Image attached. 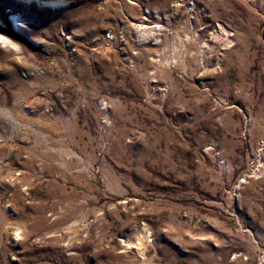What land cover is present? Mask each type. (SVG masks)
I'll return each mask as SVG.
<instances>
[{
    "label": "rangeland",
    "instance_id": "rangeland-1",
    "mask_svg": "<svg viewBox=\"0 0 264 264\" xmlns=\"http://www.w3.org/2000/svg\"><path fill=\"white\" fill-rule=\"evenodd\" d=\"M42 1L0 0V264H264V0Z\"/></svg>",
    "mask_w": 264,
    "mask_h": 264
},
{
    "label": "bare ground",
    "instance_id": "bare-ground-1",
    "mask_svg": "<svg viewBox=\"0 0 264 264\" xmlns=\"http://www.w3.org/2000/svg\"><path fill=\"white\" fill-rule=\"evenodd\" d=\"M24 1L29 2L31 0H24ZM42 2H43L42 3L43 5L53 6V7H60V6H64L66 4L64 0H43ZM11 22L13 23V25L15 27H17V29L19 30L18 32L22 33L21 32L22 28L21 29L18 28V27H20L19 25L22 24L21 23L22 21L19 19V17H17L16 14L11 15ZM152 28L155 29V27H152ZM152 28L146 27V26L145 27L140 26V30H139L140 31V37L142 38L143 41L149 39L153 35ZM5 42H7V40H5L2 36H0V43L4 44ZM162 60H164L165 63H167V61L165 60L164 57H162ZM6 143L7 142L5 140L0 141V148L1 147L3 148V146L6 145ZM0 164H2V155L1 154H0ZM0 168H1V165H0Z\"/></svg>",
    "mask_w": 264,
    "mask_h": 264
},
{
    "label": "water",
    "instance_id": "water-1",
    "mask_svg": "<svg viewBox=\"0 0 264 264\" xmlns=\"http://www.w3.org/2000/svg\"><path fill=\"white\" fill-rule=\"evenodd\" d=\"M38 2H40V1H38ZM41 5V4H40ZM42 6V5H41ZM51 8V7H50Z\"/></svg>",
    "mask_w": 264,
    "mask_h": 264
}]
</instances>
